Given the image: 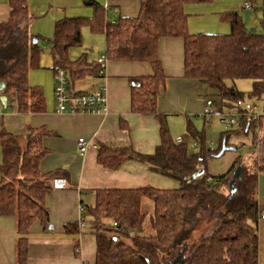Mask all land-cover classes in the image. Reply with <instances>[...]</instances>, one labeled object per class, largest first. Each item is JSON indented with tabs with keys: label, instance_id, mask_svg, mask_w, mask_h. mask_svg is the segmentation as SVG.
<instances>
[{
	"label": "trees",
	"instance_id": "obj_1",
	"mask_svg": "<svg viewBox=\"0 0 264 264\" xmlns=\"http://www.w3.org/2000/svg\"><path fill=\"white\" fill-rule=\"evenodd\" d=\"M139 1L138 17L115 19L101 4L87 1L93 9L92 17L57 21L49 41L54 69L65 71L74 95L81 93L72 91L77 80L88 72L98 73L101 66L88 64L84 56L70 59L71 49L82 46L84 28L105 36L109 60L152 65V75L133 78L131 109L135 114L158 118L160 144L153 154L138 153L132 147L111 149L100 145L98 164L116 170L128 161H137L179 183V188L169 190L144 187L95 191L96 205L88 209V215L97 241L96 264H168L176 260L178 264H258L260 208L256 188L264 162L255 173L240 167L238 158L222 176L210 175L207 165L223 147H230L233 135L252 136L254 141L262 136L264 141V117L258 124L242 123L234 131L224 132L217 151L207 147L205 133L188 121V136L201 149L195 153L187 142L174 141L167 117L158 113L156 99L167 79L159 59V42L164 38L183 39L184 77L213 91L208 106L226 112L247 97L264 99V19L262 30L257 32L247 28L239 13L227 12L223 20L230 24L229 34H191L186 7L212 0ZM248 1L255 6L256 0ZM9 4L10 18L0 22V82L5 83L0 96L7 97L8 105L16 104L21 114L41 113L45 110L42 89L29 84V73L39 67L43 53L40 38L29 31V0H9ZM261 9L264 15V2ZM237 80L252 82L248 96L237 89ZM46 135L44 129H30L22 147L20 137L0 132V216L16 220L18 264L27 261L33 224L40 222L45 228L50 225L45 201L52 193V181L61 176L60 172L43 174L40 170L48 153L42 143ZM197 171L200 176L193 178ZM145 198L154 203L151 233L145 232L149 214L143 210ZM204 223L210 225L207 232L190 243L194 231ZM70 227L72 233L79 230L77 223Z\"/></svg>",
	"mask_w": 264,
	"mask_h": 264
},
{
	"label": "crops",
	"instance_id": "obj_2",
	"mask_svg": "<svg viewBox=\"0 0 264 264\" xmlns=\"http://www.w3.org/2000/svg\"><path fill=\"white\" fill-rule=\"evenodd\" d=\"M87 1L101 4L112 19L116 17L136 18L141 9L139 0H44L37 17H43L42 11H47L48 14L51 12L53 18L50 21L46 20V24L51 25L55 30L56 22L64 18H91L93 9L87 6ZM263 2L264 0H260V7ZM245 3L253 6L248 0H212L208 4L188 5L186 13L189 16V32L191 34H229L231 27L223 20V15L235 11L242 17V12L247 13L254 10L255 6L252 10H244ZM10 12L9 0H0V22L8 21ZM30 17L29 31L34 35L31 27L35 18L31 12ZM244 23H246L245 20ZM99 36L103 40L105 51L99 52L92 59L87 53L81 55L86 58L88 64L93 66L103 55H107L105 36ZM159 59L167 79L156 99L158 113L167 117L174 141L181 137L184 143H188V121H191L197 130L203 127L206 132L207 124L215 120L211 119L208 122L203 116L205 108L210 105L209 100L212 98L213 91L199 81L185 79L183 39H161ZM49 60L51 61L50 66L44 63V59L42 64L34 69L41 71L40 74L44 73L43 70H48L49 74L53 71L54 83L48 80L35 85L31 84L29 79L32 87L42 89L45 110L41 113L21 114L17 111L16 104H7L4 110H0V132L6 131L20 137L22 147L25 146L30 129H44L47 132L42 143L48 153L41 162L40 170L43 174L60 172L61 176L55 179H64L67 182V188L53 189L45 201L50 225L45 228L40 222H36L31 227L28 257L25 264H96L97 241L91 229V217L88 215V209L96 205L95 191L144 187L161 190L179 188L177 181L154 173L148 165L137 161H128L116 170L98 164L100 145L111 149L132 147L138 153L153 154L160 144L158 118L153 115L135 114L131 109L133 78L152 75L153 67L145 62H119L108 59L104 67V76L97 72H88L81 80H77L72 90L92 93L104 87L107 97L105 113L57 114L55 112V72L52 56ZM48 73L42 76H48ZM262 113H264V108ZM199 118L204 120L206 125L201 124ZM235 136L236 140H240L241 135ZM250 137L246 160L256 159L258 153L264 148L262 136L257 141H254L252 136ZM80 139H84L89 145L84 154L80 153L78 145ZM192 145L199 146L196 141ZM229 148L236 151L245 149L246 146L241 144L240 147ZM200 151L201 149L198 148L194 152L199 153ZM2 163L3 152L0 146V166ZM247 166L250 165H240V167ZM256 189L259 208H262L264 207L263 170H260L258 174ZM80 219H85L84 227L80 226ZM71 223H77L79 226L77 232H70ZM257 236L258 264H264V219L261 218L258 221ZM0 264H18L16 220L13 217L0 216Z\"/></svg>",
	"mask_w": 264,
	"mask_h": 264
},
{
	"label": "rangeland",
	"instance_id": "obj_3",
	"mask_svg": "<svg viewBox=\"0 0 264 264\" xmlns=\"http://www.w3.org/2000/svg\"><path fill=\"white\" fill-rule=\"evenodd\" d=\"M43 1L44 0H30L29 1V9H30L31 15L34 16L35 18L34 20L36 22L35 23L33 21L31 31L34 35H37L40 38L39 45L43 51L40 64H42L43 60L45 59L44 63L47 64V66H50L49 64H51V61L49 60V58L51 56H50V50H49L50 48L49 41L52 40L53 38L54 27H51V25L46 24V20L50 21L53 18V14L50 12L49 13L50 15H49L47 11H42L44 13L42 15L43 17L42 18L37 17V13L40 12L42 8ZM47 10H50V9H47ZM242 17H243V20H245L246 22L245 24H247L249 28H252L254 31L260 32L262 30V24H263V13L260 7V0H258L257 3H255V8L253 11H248L247 13L242 12ZM82 35H83L82 46L71 49L69 53L71 60L79 59L83 53L89 54L90 59H92V57L96 56V54H98L99 52L105 51V45L103 43L101 36L93 34L92 32H90V30H88V28L83 29ZM43 71L44 73L42 74L49 72L48 70H43ZM40 72L41 71L37 69H32L30 71L29 79H30L31 84L38 85L39 83L47 82L48 80L49 82L54 83L53 71H50L51 74L48 73V76H44V77L42 76V74H40ZM235 86L240 92L246 93V96H248L249 95L248 93L252 91V82L249 80H237L235 82ZM245 102L255 105L257 107V113L259 115L264 114L262 113L263 108H264L263 98L257 99L254 97H251V98L247 97L245 98ZM0 110H4V107L1 104V102H0ZM199 121L202 122L201 124H204V120H201L199 118ZM206 129L207 131L205 132L203 130V127H201V129H198V131L200 133H203V132L205 133L207 147L209 149L212 147L216 151L219 150L222 146V138H221L222 134L226 131L235 130L232 127H227V125L222 123L219 119H215L211 121V123L207 124ZM235 137L236 136L233 135L232 138L230 139L229 141L230 147L236 148V147H240L241 144H244L246 148L241 149V150L237 149L236 151L228 150L221 157H215V158L209 159L208 165H207V172L210 175L222 176L226 174L238 158H241L242 165H250V166H247V169H250L251 172L256 173L258 170H260V167H263L262 165L264 162V148L262 149L261 152L258 153V156L256 159L249 158L246 160L245 156L249 152L248 145H249V140L251 139V137L249 136L248 138H246L245 136L243 137V135H241L240 140H236ZM188 139H189L188 146L191 151L196 152L198 148L200 149V146L195 147L192 145L195 140H193L191 137H188ZM142 205L144 206L143 210L149 213L148 215H146L145 232L151 233L152 228L150 227V224H151L152 210L154 209V203L152 200L145 198L143 200ZM209 226L210 225L207 223H204L201 226H199L198 229L194 231V234L191 237L190 243L195 242L202 233L204 232L206 233Z\"/></svg>",
	"mask_w": 264,
	"mask_h": 264
},
{
	"label": "built area",
	"instance_id": "obj_4",
	"mask_svg": "<svg viewBox=\"0 0 264 264\" xmlns=\"http://www.w3.org/2000/svg\"><path fill=\"white\" fill-rule=\"evenodd\" d=\"M244 10H252L253 6L250 3H245L243 6ZM108 61V56L103 55L98 63L100 69L98 74L101 76L105 75V65ZM55 72V88H54V99L56 104L55 112L57 114H101L106 111L107 97L105 88L102 87L99 90L92 93H80L74 95L68 87V76L65 71L59 67L54 69ZM203 116L206 121L211 119H219L227 127H240L242 123L247 125L258 124L264 114L257 113V107L251 103L244 101H238L235 109L232 111H220L216 108L207 106L203 112ZM177 144H183L184 139L178 137L175 141ZM80 153L84 154L87 152L89 145L84 139L79 140ZM214 150L213 148H211ZM53 189H65L67 188V182L64 179H55L52 184ZM259 216L264 219V207L260 208ZM79 224L84 227L86 224L85 219H80ZM116 226V224H114Z\"/></svg>",
	"mask_w": 264,
	"mask_h": 264
},
{
	"label": "water",
	"instance_id": "obj_5",
	"mask_svg": "<svg viewBox=\"0 0 264 264\" xmlns=\"http://www.w3.org/2000/svg\"><path fill=\"white\" fill-rule=\"evenodd\" d=\"M34 43H38L37 39L34 40ZM5 88V83L4 82H0V92H2ZM0 102L1 104L3 105V107H7V103H8V100H7V97L5 95H1L0 96ZM228 150H234L233 148H227V147H223L222 151L219 153L218 157H221L226 151ZM200 176V173L197 171L193 178H197ZM52 229V227H51ZM179 260H176L174 263H168V264H178Z\"/></svg>",
	"mask_w": 264,
	"mask_h": 264
}]
</instances>
